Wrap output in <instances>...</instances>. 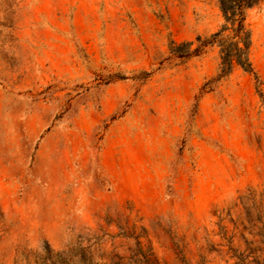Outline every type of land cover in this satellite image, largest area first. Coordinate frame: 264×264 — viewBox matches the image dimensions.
Here are the masks:
<instances>
[{"label":"rangeland","instance_id":"obj_1","mask_svg":"<svg viewBox=\"0 0 264 264\" xmlns=\"http://www.w3.org/2000/svg\"><path fill=\"white\" fill-rule=\"evenodd\" d=\"M223 22L216 0H0V264H264V0L252 72L217 80Z\"/></svg>","mask_w":264,"mask_h":264},{"label":"trees","instance_id":"obj_2","mask_svg":"<svg viewBox=\"0 0 264 264\" xmlns=\"http://www.w3.org/2000/svg\"><path fill=\"white\" fill-rule=\"evenodd\" d=\"M223 16L221 29L213 34L207 43L216 44L220 49V63L217 80L228 76L234 66L245 72H252L248 58L250 48V32L245 26V11L260 0H216ZM228 32L227 35H224ZM190 43L172 45L171 53L178 57H187L197 53V49L190 51Z\"/></svg>","mask_w":264,"mask_h":264}]
</instances>
